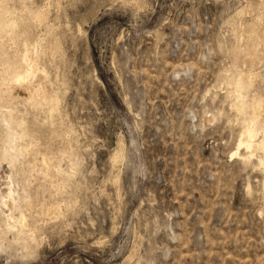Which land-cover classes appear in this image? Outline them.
Wrapping results in <instances>:
<instances>
[{"label":"rangeland","instance_id":"obj_1","mask_svg":"<svg viewBox=\"0 0 264 264\" xmlns=\"http://www.w3.org/2000/svg\"><path fill=\"white\" fill-rule=\"evenodd\" d=\"M262 10L0 0V85L28 43L59 97L41 109L17 83L0 96V264H264V151L239 144L251 108L235 96L236 78L264 66L241 57L256 55Z\"/></svg>","mask_w":264,"mask_h":264},{"label":"bare ground","instance_id":"obj_2","mask_svg":"<svg viewBox=\"0 0 264 264\" xmlns=\"http://www.w3.org/2000/svg\"><path fill=\"white\" fill-rule=\"evenodd\" d=\"M243 7H245V6H243ZM43 9L44 8L42 7V9L36 8V9L32 10V14L31 15L33 16V18L37 19L39 22L42 19H44L45 18V15L47 14ZM238 11H240V10H238ZM236 15H237V13H236ZM250 23H252L253 26H254L253 29H252V31H251V35L252 36L255 35L259 39V43H258V46L256 48V55L250 56V57L249 56H246V52L244 51V49H242V55H241V57H242V59L243 58L245 59V62H246L247 67H249V68L256 67L257 68V66H259L260 63L264 59V36H263L264 35V10L261 11V13L259 14V16H256L255 18H253V20ZM257 26L259 28H257ZM8 30H9V28H8ZM245 34H244V36H245ZM22 42H25V41H22ZM52 42H51V45H53ZM48 44H46V45H47V48L49 49L52 46L49 47ZM57 46H58V44L56 43L54 45V47H52L51 49L56 48ZM23 47H25V51L21 55V62L19 63V68L17 69L15 66H14L15 67L14 69L9 68V69H12V71L10 70L9 76H7L6 80L3 81L2 85H0V96H1V94L6 89L13 87V84L17 83V84H19V86H21L22 88H24L27 91V93H28V100L33 105H35L36 107H38V106H41L43 104H46V106L50 110L56 109L58 107V102H59L58 98L59 97H58L56 91H54L53 89H50V88H52L50 86H49L50 88H48L47 87V83L46 82L44 83L43 80H42V74L45 75V69L43 68V66H41L39 64L40 57H39V59L37 58L38 57V54H37L38 51H37V49H35L34 46H32V48H29L28 43H26L25 46H23ZM39 51H42L43 52L45 50L40 49ZM55 51H56V49H55ZM55 51H53V52H55ZM243 65L245 66V64H243ZM17 67H18V65H17ZM38 71L41 73V74L38 73L40 76L37 74ZM235 78H234V80H235ZM235 83H236L235 85L237 86V87H235L236 88V90H235V96H236V100L238 101L237 103L239 104L238 105V109L240 111H243L245 109V107H247L248 104H249V107L251 108L250 116H248V119L245 120V123H244L245 125H244V128L242 129V135H243L244 138L240 139V141H239V144H243L244 147L246 148V150L248 152L246 154L248 156H250V153L249 152H251V150H252L251 148L261 149V150L264 151V128H262V121L260 120V115H261V113L263 111V108H264V92H257L261 87L264 88V66H262V68L259 71H257V72H253V71H251V70L248 69V71L243 76H238L236 78ZM9 108H12V107L10 106ZM41 109H43L42 106H41ZM50 113H51V111H50ZM245 114H247V113H245ZM10 115H11V113H10ZM50 123H52V122H50ZM21 124H22V122H21ZM14 128H13V130L10 129L11 131H9V134H10L11 137H13L16 134L15 131L17 129L14 131ZM22 131H24V130L22 129ZM18 133L19 132H17V134ZM5 143H6V141H5ZM7 145H8V143H7ZM4 153H6V152H4ZM10 154H12V153H10ZM13 155H15V154H13ZM26 157H27V155H26ZM15 159H17V158H15ZM13 161H15V160H13ZM52 161H54V160H52ZM43 162H44L45 165H49L50 164L49 155H48V157H43ZM259 162L264 164V161L261 158H259ZM53 166H55V165H53ZM58 168L59 167H57L56 169H57L58 172H60V170H62V169H58ZM42 173H45V172H42ZM56 173H52L53 178L56 175ZM61 175H63V173ZM55 184H56V182H55ZM51 187H53V185ZM59 187H61V185H60V183H57L56 184V188L59 189ZM54 191H56V190H54ZM8 195L10 197V201L12 202V204H11L12 210L13 209L20 208L19 203H18L19 196L16 198L14 196L13 191L11 189L9 190ZM17 195H19V194H17ZM44 196H46V193L44 194ZM27 204L28 205L31 204V200L30 199H27ZM58 206H59L58 204H51L50 202L49 203L48 202L45 203V208L46 209H52L53 211H54V209H57ZM49 211H51V210H49ZM18 216H19L18 218H15L13 215H10V219L12 221V225L16 226L19 223L20 226H21V229H22L26 225L25 224L26 216H25V213L22 212V211H20V215H18ZM4 228H5V226H4ZM23 248H25V247L23 246Z\"/></svg>","mask_w":264,"mask_h":264}]
</instances>
